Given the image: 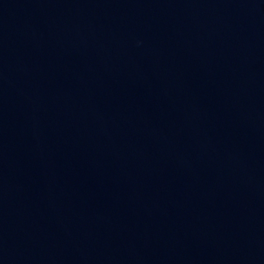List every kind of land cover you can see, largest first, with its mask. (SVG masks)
Listing matches in <instances>:
<instances>
[{"label":"water","instance_id":"1","mask_svg":"<svg viewBox=\"0 0 264 264\" xmlns=\"http://www.w3.org/2000/svg\"><path fill=\"white\" fill-rule=\"evenodd\" d=\"M0 264H264V0H0Z\"/></svg>","mask_w":264,"mask_h":264}]
</instances>
